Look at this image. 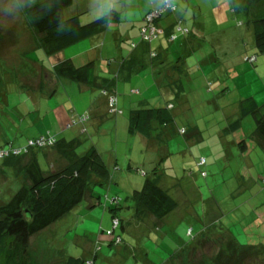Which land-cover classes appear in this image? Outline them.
Segmentation results:
<instances>
[{"label":"rangeland","instance_id":"1","mask_svg":"<svg viewBox=\"0 0 264 264\" xmlns=\"http://www.w3.org/2000/svg\"><path fill=\"white\" fill-rule=\"evenodd\" d=\"M80 1L85 7H89V3ZM196 1L201 3L203 10L199 30L192 22V17L187 14L181 16V25L189 29L187 37L192 38L194 43L188 42L179 47L177 44L184 35L178 34V38L167 46L171 58L175 60L181 58L188 65L181 82L187 91L190 92L189 87L193 89L190 92L192 99L189 101L190 107L182 104L173 110L177 115L175 123L179 128L196 125L201 132V139L196 142L185 140L181 135L174 134L170 126L150 129L153 138L150 140L147 138V142L137 141L134 136L130 137L119 118H123L127 125L131 109L139 108L135 105L141 95L138 93L139 90L132 92L131 87L125 88L121 84H119L121 91L114 90L118 100L116 108L120 112H110L108 107L102 111L104 118L102 117L101 122H104L101 129L107 130L97 133L91 124L93 118H90L85 123L86 132L79 136L83 140L82 147L93 146L98 149L106 163L109 159L115 162L113 167H109L112 174L115 172L114 179L110 182L111 185L108 184L103 189L104 194L109 197L119 196V204L125 205L123 182L127 191L131 193L135 188L142 187L145 175L152 176L155 168L158 175L156 179H159V184L176 200L177 207L162 221H157L151 216L146 218L147 223L132 221L129 229L132 239L135 238L137 249L129 248L135 257H124L128 250L124 248L123 242L114 246L109 245L113 239L111 235L113 226L108 209L103 206L106 199L102 196V203L94 208H87V202L84 200L69 214L30 238L28 248L38 264H64L63 258L66 255L74 257L86 253L89 255L90 251L86 249L89 244L97 253L98 260L94 261L95 264H203V260L208 264L222 248H225L227 240L225 233L223 234L224 229L221 232V227L229 228L242 243L264 238V144L261 147L250 135L254 129L251 116L242 120L237 132H223L227 126L224 117L237 111L239 99L253 93L258 104L264 102V56L254 53L252 27L248 34L244 30L249 23L247 18L236 17L231 10L230 1L224 10L220 6L214 8L216 19L208 11L211 5L216 6L214 1ZM135 4L131 0L115 3L112 9L116 11L118 20L108 23L105 31L93 36L94 44L98 46L95 52H91V57L97 58L94 73L102 75V71H108L109 64H113V60L120 55L130 52V43L133 40L138 41V27L137 25L132 27L133 22L130 23ZM90 5L91 9L82 14L87 22L95 19L93 18L95 5L94 3ZM185 5L182 3L184 13ZM117 30L120 32L119 36L116 35ZM242 30L244 32L241 34ZM130 31H133L134 35ZM0 35L1 147L5 145L6 139L12 141L13 135L10 130L20 126V123L15 124L9 118L14 119L24 113L17 108L26 99H35L34 92L21 84L34 89H39L41 82L46 89L53 84L45 69L38 65L39 62L44 61L52 66V63L65 54L83 50L93 38L82 40L54 55H46L42 49H35L31 32L25 25L24 16L14 0H0ZM237 39L240 40L239 46L235 45ZM156 43L153 41L151 45L155 46ZM99 50H102L101 54ZM253 54L257 56L254 63L241 59L244 55ZM81 59L82 55L76 56L75 64L81 65L86 62L85 59L82 61ZM34 60H37L38 64L33 62ZM229 68L236 70L241 78L234 80V76L226 73L225 69ZM222 75L229 90L223 88L222 84L219 92L216 85H219ZM68 82L74 86L79 85L74 81ZM58 89L60 94L48 102L58 100L62 97L63 90H68L62 85ZM155 89L160 98L164 88ZM92 90L88 89V93L73 97L75 101L72 106L73 119L79 118L82 114L90 116L88 109L85 112H78L87 108V98ZM195 91L199 92V97L194 94ZM97 92L104 99L110 93L109 91L104 95L100 90ZM159 98L156 101H159ZM171 99L180 101V98L174 96ZM69 103L71 104V101ZM24 119L20 128L22 131L19 133L23 134L21 138L29 130L26 123L28 119ZM117 119L116 136L113 124ZM73 131L74 129H70V132ZM241 139L246 141L245 150L238 144ZM200 157L206 159V164L199 168L197 161ZM200 169L207 172L205 177L200 175ZM8 197L9 195L5 199ZM121 214L124 218L130 219L133 212L123 210ZM154 225L165 226L162 229H153ZM169 227L173 230L170 231ZM149 228L153 240L146 241V236L145 240H141L140 237L144 236ZM115 231L116 234L121 233L120 228ZM201 231L206 237L197 235ZM126 232L127 230L122 232L124 239ZM192 237H194L192 246L178 250L170 260L164 262L169 252L186 244ZM130 238L131 236L127 242L131 241Z\"/></svg>","mask_w":264,"mask_h":264},{"label":"trees","instance_id":"2","mask_svg":"<svg viewBox=\"0 0 264 264\" xmlns=\"http://www.w3.org/2000/svg\"><path fill=\"white\" fill-rule=\"evenodd\" d=\"M169 1L174 8L164 10L153 20L154 25L161 29V33L151 40L140 37V27L143 24L144 16L153 9H159L163 0H160L158 6L150 8L143 15L142 23L138 28V42L132 41L130 43V52L113 60L118 66L115 68L117 69L116 72L111 74L112 77L107 78L94 73L95 62L93 60L76 65L72 58L64 56L52 64L50 73L58 79H66L89 88H96L104 95L110 91L106 98L108 104L110 95H114L116 98L112 89H114L113 87L120 75L126 78L133 73L147 70V66L150 68L155 65L158 66L157 62L162 59V53L157 47L153 48L151 45L153 41L163 37L170 43L175 41L178 34L187 36L189 33L187 27H182V20L175 13L176 5L173 0ZM72 2L73 0H14L24 16L25 25L31 32L35 49H42L46 55H54L83 39L102 33L108 23L118 20L117 13L111 11L101 18L81 23L78 15L65 16L63 14L64 9ZM231 10L234 15L247 18L249 23L246 27L250 29L252 27L253 31L254 53L264 56V0H232ZM166 15H170L172 20L167 27L160 26V20ZM1 38L0 35V40ZM138 45L140 46L138 47ZM164 52L166 54V50ZM255 54L252 56L244 55L242 60L254 63L257 58ZM251 57L254 59L250 60ZM172 60L173 64L166 66V72L169 75L171 69V72L173 71L178 75L177 79L171 82L178 85L181 84L180 79L184 74L183 70H187V68L184 69L186 65L183 59ZM33 62L37 63L35 60ZM38 65L42 66L41 64ZM222 80H220L219 85H216L218 89L222 87ZM171 83L168 82V84ZM21 86L31 91L38 90L28 88L24 84ZM42 87L43 82L40 83V90H38L40 94L43 92ZM116 104L117 98L115 108ZM172 106V104H166L163 107L143 106L144 108L132 109L129 114L130 132L139 133L147 141V138L148 140L153 138L150 129L170 126L174 134L181 135L185 140L199 141L201 132L196 125H189L187 128H179L176 125ZM107 107L110 111L108 105ZM237 109V117L226 121L227 126L225 125L223 132H237L241 127L242 120L251 116L254 129L250 135L262 147L264 144V102L258 104L254 97H244L238 100ZM117 112L120 111L116 108L115 113ZM83 115L87 116V120L90 118L87 114L80 116ZM71 122L66 127L72 126ZM78 123L75 122L73 125ZM85 132V128H82L80 134L66 138L47 130L37 136L26 138L20 145H13L11 142L1 145L0 264H38L28 248L30 238L69 214L84 200L87 202V208H94L102 203V196L106 199L103 206L107 207L113 226L111 229L113 239L110 240L109 245L114 246L123 242L124 248L128 250L124 257H135L129 248L137 249L135 238L132 239L133 236L129 229L132 221L147 223L145 220L148 216L157 221H162L177 207L176 200L166 188L159 184V179H156L158 175L155 168L152 176L145 175L146 178L140 189L133 190L125 197V205L119 204V196L109 197L104 194L103 189L113 181V174L95 147H82L83 140L79 136ZM41 137L43 140L46 139V144L44 142L42 145L39 144L38 139ZM238 144L242 150L247 148L244 139H241ZM15 149H19V152H14ZM204 161V164L198 165L199 168L206 164L205 158ZM57 162L61 164H57ZM199 173L203 177L207 175V172L202 169ZM13 190L15 191L13 192ZM7 195L9 197L5 199ZM107 201L112 205L110 206ZM125 209L132 210L133 215L130 219L122 216L121 211ZM163 226L165 225L160 227L154 225L153 229H162ZM117 228L121 229V233H115ZM169 229L170 231L173 230L172 227ZM223 229V234L225 233L227 240L225 241V248H222L221 252L208 264H264V238H256L242 243L230 232L229 228L221 227V232ZM126 230V238L124 239L122 232ZM150 230V228L147 229L140 239L145 240L146 236V241L153 240L149 233ZM197 235H201V237L205 235L206 237L202 231ZM129 236H131V241L127 242ZM193 240L194 237L186 243L187 245H181L169 252L164 262L170 260V257L178 250L192 246ZM138 251H140L139 248ZM96 254L92 248L89 255L82 254L78 257L66 255L63 258L64 264H95L94 261L98 260ZM204 262L203 260V264H205Z\"/></svg>","mask_w":264,"mask_h":264},{"label":"crops","instance_id":"3","mask_svg":"<svg viewBox=\"0 0 264 264\" xmlns=\"http://www.w3.org/2000/svg\"><path fill=\"white\" fill-rule=\"evenodd\" d=\"M82 1H84L85 3L86 2L89 3V7L88 8L85 7L83 2H81L80 0H73L71 5L67 6L64 9L63 14L65 16L78 15L80 22L86 23L87 21L84 17H82V14L87 12L89 9H91L90 3H94L95 6H94L93 10L95 12L97 9H99V8L101 9L102 6L106 3L111 4L112 8H113L115 3H117V2L125 3L127 0H82ZM131 1L136 3L135 4L136 8H132V9H134V11H132V13H131L132 15L130 18V23L133 22V24H131V26L134 27V25H137L138 28L141 24V20H142L143 15L150 8L156 7L160 4V0H131ZM208 1L209 2L214 1V3L216 4V6L211 5L210 9L208 10L209 13L212 16H214V18H215V15H214V8L215 7L220 6V8L224 10V8H226L227 2H229V1L232 5V0H208ZM173 2L176 5V12L175 13H176L177 17L181 18V16H185L187 14V16L193 18L192 22H194V24L197 26V28L199 30V28L201 26V23L199 22V20H200V18H202V15H203L201 3H198L196 0H173ZM182 3L186 4L185 5L186 11L184 10L185 13L183 12ZM205 4H206V2H205ZM98 6H99V8H98ZM112 8H111V11H114ZM111 11L103 12L102 16L109 14ZM114 12H116V11H114ZM235 16L238 17L239 15H235ZM171 18L172 17L170 15L164 16V18L162 20H160L159 25L163 26V27H167V25L172 20ZM127 23L129 25V22H127ZM244 30H246L248 32V34L251 31L250 28H245ZM244 30L241 31V34L244 32ZM130 33H133V35H134L133 31H130ZM116 35L117 36L120 35V32L118 30H117ZM133 35H131L132 38H133ZM91 38H93V40L92 41L89 40V42L85 45V48L83 50H81V51L79 50L75 53H69L67 55L65 54L64 56L70 57L74 61L76 56L82 55V59L83 60L85 59L86 62L91 61V60L96 62L97 58L96 57L92 58L91 52L92 51L95 52V49L98 48V46L94 44L95 37L92 36ZM180 39H181V41L177 44L179 47L182 45H186L188 42L194 43V40H192V38H187V36H183ZM83 40H85V39H83ZM219 40L221 41L222 38ZM156 42L157 43L155 46H153V48L155 49L157 47L158 50L162 53V59L159 62H157L158 66L155 65L152 68H150V66H147V70L145 69L142 72L133 73L126 78H123V75H120L119 80L116 82V85L113 87L114 89H112V90L121 91L120 90L121 86H119V84H121L125 88H128V86L131 87L132 92H134L135 90H139L138 93L140 92L141 97H139V100L135 105V106H139V108L143 107V106L155 108V107L166 106V104H172L173 106L171 109H172L173 116L175 118L177 116L175 114V112H173V110H175V107L182 106V104H186V106L190 107L189 101L192 100L190 92H192L193 89H191L189 87V90H190V92H189V91H187L186 87H184V84L182 82H181V84H178V85L171 83V82H173V80L177 79L178 75L173 71L171 72V69H170L169 75L166 72V70H167L166 66H168L169 64H170L169 66H171L173 64L172 59H174V58L170 57V51L168 49L169 46H167L169 43L163 37L160 38ZM77 43H75V44H77ZM75 44H73V45H75ZM239 44H240V40L237 39L235 41V45L239 46ZM73 45H70V46H73ZM139 46L140 45H138V47ZM68 47H66L65 49H67ZM164 50H166V54H165ZM99 52L101 54L102 50L101 51L99 50ZM120 54H122V53L120 52ZM82 59H81V61H82ZM35 61H37V60H35ZM39 63L43 66L45 71L48 73V76H49L48 78H50L52 80L53 84L48 89H46L44 87V84H43L44 88L42 87L43 92H41V94L38 91V90H40V88L37 91H33L34 95H35V96H33V98H35V99H26L24 101V103H22L23 105L20 104L19 108H17V106L15 107L18 110L24 111V113H22V115H20V116L17 115L16 118H14L12 116L14 119L9 118V120H11L15 124L20 123V126L15 127V130L14 129L10 130V132L13 135L12 141L6 139L4 141V143L11 142L13 145H20L21 143H23V141L26 138L37 136L39 133H43L47 130L51 131L52 133H55L57 135H62L66 138H71V137H74V136L80 134V131L82 128H85V130H87L85 127V123L87 121H85L84 123H81V124L72 125L69 128L66 127L67 126L66 124H69L73 120L72 114H74V112H73L72 106L75 104L73 97L75 95H83V94L88 93L87 92L88 89H93V90L88 95L87 108L85 110L79 111L78 113L85 112L87 109L90 110V118H93V122L91 123L94 126L93 129L96 130L97 133L100 131H106L107 129H101V126L104 122V121L101 122V120L104 118V114L102 113V111L105 108L107 109V102H106V98L104 99L103 96L98 94V92H97L98 89L89 88L83 84H79L78 86H74L73 84L68 82V80L58 79L55 77V75L50 73L51 65L49 66L47 63H44V61H41ZM159 63H162V64L159 65ZM185 65L186 66L184 69H186L188 67V65L186 63H185ZM117 66H118L117 63L114 62L113 64H111L108 67V71H102V75H100V76H104L107 78L112 77L111 74L116 72L117 69H115V68H117ZM221 70L223 71V67L221 68ZM225 70H226V73L228 75L234 76L233 77L234 80H239L241 78L240 74L237 73L236 70L231 69V68L225 69ZM183 71H184V73L187 72V70H183ZM220 78L223 79L222 80V82H223L222 84H224L223 88L229 90L228 86L225 84L224 75H222ZM168 82L171 83L172 85L168 84ZM60 85L67 87L68 90H63V93L61 92L62 97H59L58 100H54V102H51V101L48 102L49 99L60 94V91L58 89V88H60ZM71 85H73V86H71ZM245 85H247V82H245ZM155 88H157L158 90L161 88H164V91L161 93L160 98L157 95ZM94 90H96V91H94ZM216 90L219 91V89H216ZM198 93H199L198 91L194 92V94H196L197 97H199ZM134 94H136V93H134ZM32 95H31V97H32ZM172 96L180 98V101L172 100L171 99ZM244 96H241V97H244ZM250 96L254 97L256 100L255 94L252 93V95H250ZM151 97H153V99H150ZM158 98H159V101H156ZM70 101H71V104L69 103ZM150 101H155V102L151 103ZM235 112H233L231 115H229V114L226 115L224 117L225 121L233 119V118H235V116L237 117L238 109ZM24 118L28 119V120H26V123L29 127V130L27 132H25L24 137L21 138L20 136H23V134L22 133L19 134V133L22 131L20 128H21V124L23 123V120H25ZM18 119H19V122H17ZM119 119L122 121L123 125L125 126V132H127L130 137L134 136L135 137L134 139L137 141L138 140H141L142 142L146 141L145 138L142 135H140L139 133L130 132V130H129V119H128L127 125H126V122H124L123 118H119ZM117 123H118V119H117V122H115L113 124L114 125L113 130H114L116 136L118 133ZM87 125L89 126L88 123H87ZM32 127H33V129H31ZM89 128H91V126H89ZM70 129H74V131L70 132ZM115 129H116V131H115ZM95 149L98 151L97 148H95ZM98 153L100 154V156L104 160L101 153L99 151H98ZM113 159H115V158L113 157ZM114 164H115V162H113L111 159H109V162L107 163V165L109 167H111V166L113 167ZM114 176H115V172H113V179H114ZM123 192H124L125 196L130 194L129 191H127V189H126V185L124 182H123ZM125 210H128V209H125ZM92 248L93 247L90 246V244H89V245H87L86 249L89 251H92ZM84 255H88V254L86 253Z\"/></svg>","mask_w":264,"mask_h":264},{"label":"built area","instance_id":"4","mask_svg":"<svg viewBox=\"0 0 264 264\" xmlns=\"http://www.w3.org/2000/svg\"><path fill=\"white\" fill-rule=\"evenodd\" d=\"M173 5L170 3L169 0H163V3H162V6L159 8V9H153L151 11H149L143 18V24L141 25L140 27V37L142 39H145V40H151L153 38H156L158 36V34L161 33V29L157 28L155 25H154V18H156L157 16H159L164 10L166 9H173ZM254 58L251 57L250 60H253ZM115 102H116V98L114 95H110L108 97V106H109V109L110 111L112 112H115L116 108H115ZM87 120V116L83 115V116H80L79 118L77 119H73L71 124H75V122H83ZM39 141V144H46V139L43 140V138H39L38 139ZM14 152H19V149H15ZM205 161H204V158H200L199 161L197 162L198 165H202L204 164ZM116 224V222H115Z\"/></svg>","mask_w":264,"mask_h":264},{"label":"clouds","instance_id":"5","mask_svg":"<svg viewBox=\"0 0 264 264\" xmlns=\"http://www.w3.org/2000/svg\"><path fill=\"white\" fill-rule=\"evenodd\" d=\"M112 5L111 4H104L102 6L101 9H97L94 13H93V18H101L102 17V13L106 12V11H111Z\"/></svg>","mask_w":264,"mask_h":264}]
</instances>
